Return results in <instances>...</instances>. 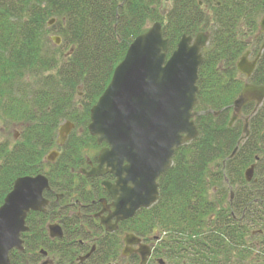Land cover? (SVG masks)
Wrapping results in <instances>:
<instances>
[{
	"label": "trees",
	"instance_id": "1",
	"mask_svg": "<svg viewBox=\"0 0 264 264\" xmlns=\"http://www.w3.org/2000/svg\"><path fill=\"white\" fill-rule=\"evenodd\" d=\"M263 13L264 0H0V129L9 136L19 128L16 138L0 139V205L18 177L44 174L50 187L46 211L28 213L24 249L9 253L10 264H36L40 250L55 264H76L90 249L87 227L97 242L85 264H136L137 256H121L128 233L150 243L156 259L146 264H264V100L253 114V102L243 105L228 126L243 85H264V50L249 78L235 68L249 46L257 53ZM156 21L168 39L167 57L183 34H209L196 82L198 136L175 149L157 179V201L101 233L76 213L81 205L93 211L105 196L100 179L80 173L103 145L88 133L89 111L129 44ZM247 116L248 136L230 157ZM64 121L74 128L58 146ZM54 149L57 158L47 162ZM55 222L63 237L51 240L47 226Z\"/></svg>",
	"mask_w": 264,
	"mask_h": 264
},
{
	"label": "water",
	"instance_id": "2",
	"mask_svg": "<svg viewBox=\"0 0 264 264\" xmlns=\"http://www.w3.org/2000/svg\"><path fill=\"white\" fill-rule=\"evenodd\" d=\"M52 23L53 19L48 25ZM258 27V32L264 34V13ZM51 39L55 44L60 42L57 36ZM208 39L209 34L204 32L194 37L183 34L167 57L168 39L163 36L161 23L154 22L129 44L108 85L90 108L88 133L95 137L97 145L104 146L97 154V164L81 172L88 177L108 173L114 177L113 182L101 181L112 207L106 216L100 215L103 210L97 214L106 232H114L119 222L132 218L138 210L147 209L157 201V179L170 167L175 149L198 136L193 120L198 112L193 109L197 104L198 68L203 62L201 51ZM263 50L264 39L252 60L248 59L249 50L241 54L235 63L236 70L249 78ZM263 100L264 85L245 83L233 102L228 126L241 117L243 105L254 102L253 114ZM248 120L249 116L244 118L243 134L230 157L248 136ZM73 128L70 121L59 125V146ZM57 156L58 152L52 150L45 160L54 162ZM253 169L251 165L244 171L247 182L253 178ZM49 188L47 177L40 173L14 180L0 205V264H10L12 250H23L21 234L28 229L26 217L30 212H45L48 200L43 194ZM48 233L51 238L63 235L57 223L48 225ZM122 243V256L135 252L140 257L137 264L147 263L151 254L149 245L129 233L123 236ZM157 261L163 264V260Z\"/></svg>",
	"mask_w": 264,
	"mask_h": 264
},
{
	"label": "flooded vegetation",
	"instance_id": "3",
	"mask_svg": "<svg viewBox=\"0 0 264 264\" xmlns=\"http://www.w3.org/2000/svg\"><path fill=\"white\" fill-rule=\"evenodd\" d=\"M162 9H163V8H162ZM163 10H164V9H163ZM252 53H253V51L251 50L250 55H251ZM250 55H249V58H250ZM255 55H256V54H254L252 58H254ZM261 55H262V54H261ZM260 57H261V56H260ZM252 58H250L249 60H251ZM253 109H254V108H253ZM252 111H253V110H252ZM251 113H252V112H251ZM241 117H242V115H241ZM102 146H103V145H102ZM102 146H101V147H102ZM101 147L99 148V150L101 149ZM99 150H98V151H99ZM97 153H98V152H97ZM96 164H97V155H96V161L93 162V161H91V160H88V161H87V165H86V167L80 169V173H81L84 177H86V178H97V179H100V185H101V181H103V180H107V179H102V177L105 176V175H107V174H105V175H103V176H101V177H88V176H86L85 174H83V173L81 172L82 169L88 171V170L90 169V167L95 166ZM108 174H109V173H108ZM101 179H102V180H101ZM108 181H110V180H108ZM113 181H114V177H113V180H112L111 182H113ZM101 187H102V185H101ZM102 188H103V187H102ZM49 189H50V188H49ZM103 190H104V188H103ZM104 192H105V190H104ZM103 202H104V204H103ZM110 202H111V199L109 198V196H108V195L106 194V192H105V196H103V197L97 199L98 207H97V205H95L93 211H91V212H90V211H89V212H86L85 209L83 208V206H88V205H83V206L81 205L80 208H79V210L76 211V213H77V215L79 216L80 220H82V221L86 220L87 217H90V220L92 221V223H94L96 226H98L99 229L101 228V229H100V231H102L101 233H108V232L105 231V228L100 224V222H99V217L97 216V214H99L102 210H103V213H101L100 215H102V216H106L107 214H109V213L112 211V207L109 206V205H110ZM92 203H94V201H92ZM45 211H46V210H45ZM40 213H43V212H40ZM81 216H85V219H82ZM86 216H87V217H86ZM112 222H113V220H112ZM121 222H122V221H121ZM55 223H57V222H55ZM119 223H120V222H119ZM119 223H118V224H119ZM52 224H53V223H52ZM57 224L60 226L59 223H57ZM83 226L86 227L85 224H83ZM60 227H61V226H60ZM117 228H118V226H117ZM61 229H62V227H61ZM27 230H28V229H27ZM116 230H117V229H116ZM116 230H115V231H116ZM96 231H97V230H96ZM115 231H114V232H115ZM25 232H26V231H25ZM87 232H88V234L90 235V237L84 239V242L90 245V249L87 250L85 253L80 254L79 256L76 257V260H75L76 264H85V262L90 258V256L92 255V253H93V252L95 251V249H96V243H95V242H97V232H96V235H94V234L88 229V227H87ZM62 233H63V230H62ZM94 233H95V232H94ZM47 234H48V237H49L51 240L59 239V238H51V237L49 236V233H48V226H47ZM88 234H87V235H88ZM99 235H100V233H99ZM62 237H63V235H62ZM62 237H61V238H62ZM138 238L140 239V242H141L142 244H146V245H149V246L151 247V245H150L149 242H145V241H144L142 238H140V237H138ZM22 241H23V240H22ZM81 242H83V240H81ZM132 247L135 248V249L138 248L137 245H133ZM122 248H123V243H122ZM23 249H24V248H23ZM151 249H152V247H151ZM22 251H23V250H22ZM90 251H91V253L89 254V256L86 257V258H84V256H86ZM121 251H122V249H121ZM39 253H40V255H41V258L38 260V262H37L36 264H55L54 261H53V259L47 256L46 251H44V250H40ZM121 256H122V255H121ZM131 256H137V257L139 258V261H140L139 254H138V253H135V252H133V253L127 255V256H122V257L125 258V259H127V258H129V257H131ZM151 258L156 259V258L153 256V250H151V254H150V256L148 257V260L151 259ZM148 260H147V261H148ZM139 261H138V262H139ZM138 262H137V263H138ZM137 263H136V264H137ZM125 264H130V263H127V262H126Z\"/></svg>",
	"mask_w": 264,
	"mask_h": 264
},
{
	"label": "rangeland",
	"instance_id": "4",
	"mask_svg": "<svg viewBox=\"0 0 264 264\" xmlns=\"http://www.w3.org/2000/svg\"><path fill=\"white\" fill-rule=\"evenodd\" d=\"M166 7H167V4H165V8H166ZM165 8H164V9H165ZM54 36H57V35L51 33V34L49 35V39H50L51 41H53V40L51 39V37H54ZM53 43H54V41H53ZM59 43H60V42H59ZM54 44H55V43H54ZM249 49L251 50L252 47L249 46ZM253 55H254V53H252V54L250 55V58H252ZM250 58H249V59H250ZM78 96H82V93H81V90H80V89L78 90ZM18 131H19V128H17V127H16V128H12V129H10V133H9V136H8V134H7L6 132L3 131V128H1V129H0V139H3L4 137H10V138H11L13 134H14V138H16V137L18 136ZM94 153H95L94 150L89 152L90 155H94Z\"/></svg>",
	"mask_w": 264,
	"mask_h": 264
}]
</instances>
